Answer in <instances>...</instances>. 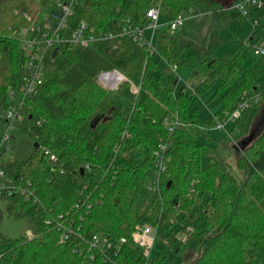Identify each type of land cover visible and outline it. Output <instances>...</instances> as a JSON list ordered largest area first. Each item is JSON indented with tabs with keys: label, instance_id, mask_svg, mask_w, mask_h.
Segmentation results:
<instances>
[{
	"label": "trees",
	"instance_id": "16d2710c",
	"mask_svg": "<svg viewBox=\"0 0 264 264\" xmlns=\"http://www.w3.org/2000/svg\"><path fill=\"white\" fill-rule=\"evenodd\" d=\"M154 1L81 0L69 24L84 20L96 32L117 31L124 22L143 24ZM159 1V20L163 25L178 15L210 13L218 26L228 20L224 0ZM235 1L238 0L231 4ZM44 3L0 0V29L25 26L22 14H35ZM252 13L259 22L251 40L257 42L264 38V3ZM237 20L242 19L238 16ZM233 43L206 63L202 82L178 91L174 82H162L148 73L158 67L155 57L177 67L188 66L185 54L201 61L203 58L191 41L180 42L165 27L154 32L153 54L126 36L87 47L62 46L53 61L45 63L44 83L27 98L30 108L18 124L34 144L52 152L56 162L49 165L37 156L35 148L26 160L0 161L5 178L28 182L26 187L33 191L28 200L18 192L0 196L4 207L0 208V220L3 214L27 217L35 228L31 236L8 241V248L0 253V264H73V245L59 242L58 226L74 216L75 228L77 218L69 208L77 198V183L83 179L94 203L80 221L82 238L97 233L113 239L129 237L136 225L146 219L158 226V234H166L174 246L147 260L139 247L127 244L112 261L99 257L94 264H184L188 259L190 264H264V127L237 150L235 168L240 176L231 172L221 158H207V164L201 166L200 158L206 156V149L196 141L198 137L209 141V129L223 121L242 99L248 100L249 105L229 126L239 132L243 127L241 133L254 135L256 127H251V123L264 96V57H254L247 68L244 61L252 51L238 41ZM0 44L2 114L8 107L7 89L16 88L24 74V58L15 39H0ZM220 44L216 29L210 35L206 53L213 55ZM138 57L145 59V65L136 74V93L126 94L125 82L110 92L97 80L100 73L112 70L132 77L130 66ZM216 80L210 99L191 107ZM253 96L257 100H252ZM214 100V112L200 116ZM175 118L186 125L169 133L166 123ZM1 127L0 120V132ZM161 140L167 144L169 161L160 173L158 193L135 208L139 190L151 175L153 151ZM198 192L207 194L202 207L194 197ZM59 214L63 218L57 219ZM178 214L187 224L172 231Z\"/></svg>",
	"mask_w": 264,
	"mask_h": 264
},
{
	"label": "built area",
	"instance_id": "2783aa9c",
	"mask_svg": "<svg viewBox=\"0 0 264 264\" xmlns=\"http://www.w3.org/2000/svg\"><path fill=\"white\" fill-rule=\"evenodd\" d=\"M39 1V0H37ZM45 1L42 6L43 9L37 11L35 14L24 12L22 19L26 25L19 28L8 26L5 30L0 29V39H15L23 54L24 74L16 88L7 89L8 107L0 114L2 127L0 132V155L3 148L8 149V140L10 139V130L14 126H18L20 122L26 117L29 106L27 98L32 95L44 83L45 77L43 73L44 65L48 61H53L55 54L61 49L62 46L68 47H87L90 44L98 42L111 41L117 38L126 36L138 45L146 46L150 54H153L155 49L153 46L154 32L161 28L159 25V4L160 1L156 0V4L152 5L145 14V23L132 24L124 22L120 25L117 31H94L86 21L80 20L73 26H70L69 19L72 17L74 10L79 6L81 0H43ZM264 0H238L231 4L230 7L234 8L240 19L251 20L253 9L262 7ZM228 9V8H227ZM56 14L58 16H56ZM184 17L181 15L176 16L173 20L165 23L164 27L170 34H174L182 23ZM258 26V21L251 22V35L248 40H251L252 34ZM247 42V41H246ZM246 44V43H245ZM252 55L260 58L264 57V42L255 43L250 46ZM2 58V46L0 44V60ZM171 70L175 72L176 65H170ZM119 78H113L112 73H100L97 80L101 81L103 85L113 89L122 80V76L118 74ZM179 77L175 79V85L179 81ZM201 82L203 79L200 80ZM100 83V82H99ZM191 85L187 86L190 87ZM138 87L132 86L131 93H136ZM252 100H257L252 97ZM249 105V101L242 99L235 107V109L226 115L223 121H218L213 129L224 130L227 124L235 121L240 113ZM179 119L175 118L166 123L167 132L171 133L175 127L185 126ZM5 144H7L5 146ZM38 157L44 160L49 165H53L57 158L44 147H38ZM167 144L161 140L157 148L153 151V168L151 175L148 176L150 184L146 188L151 191V194L158 193L159 176L165 170L166 162L169 157L166 156ZM89 172V167H84ZM28 182H14L11 179L4 177L3 172L0 170V196L3 194H11L18 192L25 200H28L33 191L26 187ZM94 200L88 190L86 179L77 183V198L73 205L69 208L75 218L72 216L62 226H58L60 231L59 242H69L73 245V264H94L97 258L103 261H112L120 252L122 246L130 244L140 248V252L147 260L150 258V248L154 241L152 230L150 226H137L131 232L129 237H120L113 239L108 234L97 233L93 234L90 238L84 239L79 235L80 221L83 220V214H87L93 205ZM71 214V213H70ZM63 218V214H59L57 219Z\"/></svg>",
	"mask_w": 264,
	"mask_h": 264
},
{
	"label": "rangeland",
	"instance_id": "374dc122",
	"mask_svg": "<svg viewBox=\"0 0 264 264\" xmlns=\"http://www.w3.org/2000/svg\"><path fill=\"white\" fill-rule=\"evenodd\" d=\"M232 1L233 0L223 1L226 6L225 8H228V20L223 26H218V22L210 13L196 16L193 15L184 17L181 27L173 34L176 35L179 41L182 43L191 41L193 48L199 51V55L202 54L203 61H201L196 56L185 54L184 58L187 60L188 66H178L175 72H173L169 64L155 57V60L158 61V67L156 70H150L148 73H151L155 77H159L160 81L162 82H165L166 80L174 82L175 79L179 77L180 79L175 85V89L176 91H178L183 86L187 87L203 79V75L206 72V63L211 59L212 56H217L231 48L234 44L233 42L238 41L241 43L243 48H249L250 50V46L254 45L255 43L258 44L264 42V38L257 42H255V40L253 39L248 40L252 31L251 22L258 21V18L255 16L254 13H252L250 21L237 20V11L234 8L230 7ZM154 4H156L155 1L153 2V5ZM159 25L163 28L165 24L163 25V22L159 20ZM216 29L218 30V36L221 39V44L214 51L213 55H211L206 53V49L208 48L210 35ZM253 59L254 56L252 54H249L244 61V66L247 68L251 66ZM144 65V58H136L130 66V70L133 73V76L130 78L123 76L116 70L109 71V73L115 71L122 76V80L117 85V88L123 82H125L127 86L125 87L126 89L124 88V92L126 94H129L131 93L130 90L132 86L139 87V79L137 78L136 74L144 70ZM118 78L120 79V76ZM99 82L104 88H106L110 92H114L117 89H111L103 85L101 81ZM217 82V80L214 81L210 85V89L203 96L197 98L194 103H191L190 106L193 107L196 106L195 104L199 105L209 100ZM215 102L216 100L211 101L206 108H203V110L200 112V116L204 117L207 113L212 111ZM251 124V127H256L253 132L254 135L252 133H249L250 135L247 134V131L245 132V134L241 133L243 132V127H241L240 129L241 132L231 129L230 127L228 128L229 124H227L228 126L226 125L224 130H216L210 128L208 131H211L209 137L212 136L213 138L208 137L209 141H205L202 137H198L196 139L197 143L202 144L206 149V156H202L200 158L201 166H205L207 164V158H221L226 164L230 166L229 169L231 172H234L237 176H240L239 172L235 168V162L238 154V149H236L235 146L239 147L242 145L243 142L247 141L248 139H251L252 136L255 137L257 133L264 127V96L261 97L259 112ZM9 132L10 139L7 142L8 149L3 148V151L0 155V161H6L8 158H17L18 160L23 161L29 158L34 152L33 140L18 126H14ZM244 135L246 137L242 138V136ZM7 144H5V146ZM148 184H150V179L146 178L145 184L143 188L139 190L138 198L134 203L135 208L140 207L145 202L146 198L148 196H151V191L146 188ZM195 196L198 201V204L200 205V207H202L203 199L207 196V194L203 192H198L194 195V197ZM0 208L1 210L4 209L1 202ZM177 219L178 221L171 228L172 231L179 230L180 228L184 227L185 224H187V222L181 217L180 214L177 215ZM137 226H150L152 230V236H154V241L150 248V256L156 255L158 252L164 250L166 247H174L171 246L172 244L168 241V237H165L166 234L165 236L161 237L158 234L160 228H158V226L156 225L150 224L149 222L147 223L146 219H143L139 225H136V227ZM34 229V226L29 222L27 217H13L3 214L0 220V234L3 237L0 239V253L4 252L8 248L9 240H14L22 236H31L34 233ZM178 236L180 239L184 238L183 232H180ZM173 258L175 260H179V257L175 256ZM190 262L191 259H188L184 262V264H190Z\"/></svg>",
	"mask_w": 264,
	"mask_h": 264
},
{
	"label": "water",
	"instance_id": "95a60500",
	"mask_svg": "<svg viewBox=\"0 0 264 264\" xmlns=\"http://www.w3.org/2000/svg\"><path fill=\"white\" fill-rule=\"evenodd\" d=\"M56 16H58V15L56 14ZM112 75H113V78H114V79H115V78H118V73H117V72L113 71V72H112ZM96 120H97V119H95V121H93V122H96ZM11 139H12V138H11ZM248 140H250V139H248ZM248 140H247V142H243L242 145L239 146V147H238V146H237V147L235 146V148H236V149L242 148V147L244 146V144L248 143ZM38 147H39V145L35 143V144H34V148L37 149ZM79 172H80V174H82L83 169L81 168V169L79 170Z\"/></svg>",
	"mask_w": 264,
	"mask_h": 264
},
{
	"label": "crops",
	"instance_id": "0c3cea01",
	"mask_svg": "<svg viewBox=\"0 0 264 264\" xmlns=\"http://www.w3.org/2000/svg\"><path fill=\"white\" fill-rule=\"evenodd\" d=\"M177 84V83H176ZM174 86H175V81H174ZM210 112H214V108H212V111H210ZM228 126V125H227ZM230 126H228V128H229ZM213 129V128H212ZM209 134H211V131L209 132ZM211 136V135H210ZM212 137V136H211ZM210 137V138H211ZM213 138V137H212Z\"/></svg>",
	"mask_w": 264,
	"mask_h": 264
}]
</instances>
